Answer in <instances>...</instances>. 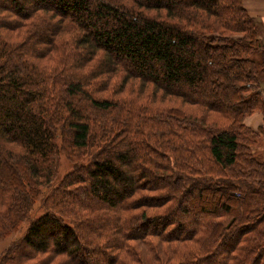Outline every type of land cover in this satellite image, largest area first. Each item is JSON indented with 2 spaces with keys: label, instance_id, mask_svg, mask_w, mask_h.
<instances>
[{
  "label": "trees",
  "instance_id": "trees-1",
  "mask_svg": "<svg viewBox=\"0 0 264 264\" xmlns=\"http://www.w3.org/2000/svg\"><path fill=\"white\" fill-rule=\"evenodd\" d=\"M255 112L243 0H0V264H264Z\"/></svg>",
  "mask_w": 264,
  "mask_h": 264
},
{
  "label": "rangeland",
  "instance_id": "rangeland-1",
  "mask_svg": "<svg viewBox=\"0 0 264 264\" xmlns=\"http://www.w3.org/2000/svg\"><path fill=\"white\" fill-rule=\"evenodd\" d=\"M20 2H31V0H19ZM264 14V13H263ZM252 16H254L257 20L259 21H262L263 22V25H264V18L263 16H260V15H255V14H251ZM96 61V60H95ZM53 64V63H52ZM138 80L136 79H133V81H130V82H135V85L137 83ZM129 82V83H130ZM107 85L105 87H107V90L105 91H100V90H94L92 89V96L93 97H97L98 95L99 96H103V95H108L109 92H115V90H117V86L118 84L120 83V80H119V77L118 78H115V79H111L109 81L106 82ZM129 83L127 84V86L124 88L126 89L130 95L132 94H136L138 93V91H140V89H137L134 85H133V91L129 89L128 85ZM151 86V85H150ZM150 86L148 85V87L145 89V91L149 90L150 89ZM135 87V89H134ZM138 90V91H136ZM136 92V93H134ZM120 97L123 96V94H118ZM131 100V99H130ZM139 102V101H137ZM151 102V104H154L156 106H153V105H149V106H152V107H160L161 106L163 107V105H167L168 103L165 102V101H162L159 97H151L149 94L145 97H142L141 98V101L139 103H142V104H149ZM173 102V101H172ZM172 102H170V104H173ZM177 102H174L175 105ZM168 104V105H170ZM181 107L184 108V103H182L180 105ZM197 106L195 105H185V108H187L188 110H192V111H195L197 112L198 114H200V108H196ZM149 108V107H148ZM154 111V109H151ZM182 118V117H181ZM184 119V118H182ZM259 152L262 153V151L259 150ZM26 226V225H25ZM24 225H22L19 229H17V231L13 232L10 236H8L7 238L3 239V240H0V255H2V253L5 251V248L13 241V240H17L19 236H21L24 232V228H25ZM39 260V261H38ZM66 258H64L63 256H55V258H53V256L50 255V253H45V254H39V255H34V257L30 260H28L31 264L35 263V264H63V261H65Z\"/></svg>",
  "mask_w": 264,
  "mask_h": 264
},
{
  "label": "crops",
  "instance_id": "crops-1",
  "mask_svg": "<svg viewBox=\"0 0 264 264\" xmlns=\"http://www.w3.org/2000/svg\"><path fill=\"white\" fill-rule=\"evenodd\" d=\"M243 6L249 14L260 15L264 18V0H243ZM244 123L253 129H258L259 127L264 129V116L261 113L255 112L246 117Z\"/></svg>",
  "mask_w": 264,
  "mask_h": 264
}]
</instances>
